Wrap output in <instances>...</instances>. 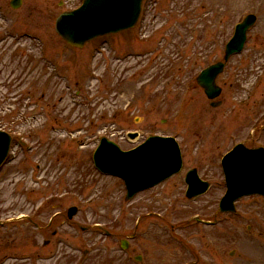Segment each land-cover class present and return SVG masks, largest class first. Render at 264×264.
Returning a JSON list of instances; mask_svg holds the SVG:
<instances>
[{
	"label": "rangeland",
	"instance_id": "1",
	"mask_svg": "<svg viewBox=\"0 0 264 264\" xmlns=\"http://www.w3.org/2000/svg\"><path fill=\"white\" fill-rule=\"evenodd\" d=\"M11 1L0 0V129L12 137L0 169V264H134L120 242L141 221L147 235L131 254L151 264H264V198L218 214L223 156L239 143L264 148V0H144L133 30L82 49L56 34L55 20L83 0ZM251 14L257 22L218 77L222 104L212 107L196 78L223 61ZM150 136L177 139L183 170L126 201L93 154L102 138L129 151ZM192 169L211 189L190 200Z\"/></svg>",
	"mask_w": 264,
	"mask_h": 264
},
{
	"label": "water",
	"instance_id": "2",
	"mask_svg": "<svg viewBox=\"0 0 264 264\" xmlns=\"http://www.w3.org/2000/svg\"><path fill=\"white\" fill-rule=\"evenodd\" d=\"M22 1L14 0L11 6L20 7ZM143 0H84L81 7L64 12L55 21V31L61 39L74 48H83L97 38L133 29L141 15ZM256 16H247L237 25L231 41L227 44L223 62L203 70L197 77L208 99L221 95L222 89L216 79L224 71L229 59L243 51L247 33L256 23ZM221 103H212L217 107ZM134 139L137 134H130ZM11 136L0 130V167L7 158ZM96 167L103 173L122 178L128 188V198L151 188L179 173L183 162L178 143L173 138L150 137L138 148L123 152L113 142L103 139L94 155ZM227 193L220 204L221 212L234 211V203L245 196H264V148L249 149L243 144L236 146L222 162ZM188 198L205 193L208 184L202 182L196 170L187 175ZM77 208L68 212L70 219ZM127 247V245H124Z\"/></svg>",
	"mask_w": 264,
	"mask_h": 264
},
{
	"label": "flooded vegetation",
	"instance_id": "3",
	"mask_svg": "<svg viewBox=\"0 0 264 264\" xmlns=\"http://www.w3.org/2000/svg\"><path fill=\"white\" fill-rule=\"evenodd\" d=\"M197 170V169H196ZM197 173H199V171L197 170ZM206 181V180H204ZM208 182V181H206ZM210 187H209V190L211 189V183L208 182ZM149 215H154V213H150ZM157 217H160L161 218V215L160 214H156ZM142 224V221L141 222H137L136 226H135V229L132 233V237H130V242H127L128 244V253H129V256L127 257V260H130L132 259L134 261V264H142V262H148L149 264L152 263V259H149L147 258L144 254L142 255H132L131 253L132 252H136L138 250H141V245L137 244V242L139 241V238H141L142 235H147L146 233H141L140 230H139V227L140 225ZM201 224V223H199ZM152 225H151V229H152ZM110 234L108 233L107 236H109ZM126 240V239H125ZM133 246H136V247H133ZM130 248V249H129ZM115 263V262H114ZM116 264H121V259L118 258L116 259Z\"/></svg>",
	"mask_w": 264,
	"mask_h": 264
}]
</instances>
